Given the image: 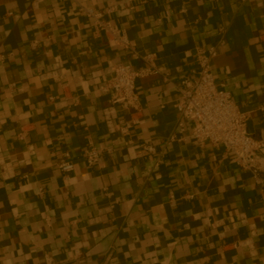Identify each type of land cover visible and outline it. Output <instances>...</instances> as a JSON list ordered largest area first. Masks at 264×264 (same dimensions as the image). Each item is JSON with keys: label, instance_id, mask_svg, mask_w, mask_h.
Here are the masks:
<instances>
[{"label": "crops", "instance_id": "1", "mask_svg": "<svg viewBox=\"0 0 264 264\" xmlns=\"http://www.w3.org/2000/svg\"><path fill=\"white\" fill-rule=\"evenodd\" d=\"M84 7L109 9L167 74L136 80L137 111L102 87L112 65L141 64ZM198 47L264 158V0H0V264H264V191L177 126ZM88 142L111 149L94 167Z\"/></svg>", "mask_w": 264, "mask_h": 264}, {"label": "built area", "instance_id": "2", "mask_svg": "<svg viewBox=\"0 0 264 264\" xmlns=\"http://www.w3.org/2000/svg\"><path fill=\"white\" fill-rule=\"evenodd\" d=\"M81 13L91 22L95 33L102 34L107 40L128 49L132 59L141 64L140 69H134L129 63L112 65L110 77L102 87L104 91L111 93L112 105L137 111L139 100L136 80L147 75H160L164 81H168L167 74L156 65L153 53H139L129 45L124 31L106 19L105 15L109 13V9L100 11L84 7ZM214 55V48L196 49V67L192 77L180 82L177 87L178 97L173 103L178 113L177 126L183 130L184 122L189 123L191 137L200 146H222L225 152L232 155V162L241 170L250 173L255 185L264 191L263 144L247 131L248 115L240 110L228 91L216 85L211 70ZM110 117L107 110L105 119L110 120ZM142 148L148 153L155 152V148L148 144H144ZM108 152H111V149L97 148L88 142L82 152V158L88 167H94L99 163L101 156ZM56 168L62 174L68 175L73 171L74 163L70 156L64 153L56 163Z\"/></svg>", "mask_w": 264, "mask_h": 264}]
</instances>
